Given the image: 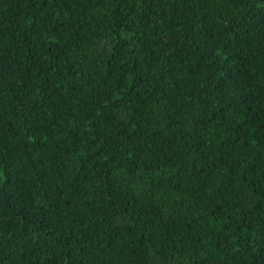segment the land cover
Segmentation results:
<instances>
[{
	"label": "trees",
	"instance_id": "16d2710c",
	"mask_svg": "<svg viewBox=\"0 0 264 264\" xmlns=\"http://www.w3.org/2000/svg\"><path fill=\"white\" fill-rule=\"evenodd\" d=\"M0 264H264V0H0Z\"/></svg>",
	"mask_w": 264,
	"mask_h": 264
}]
</instances>
